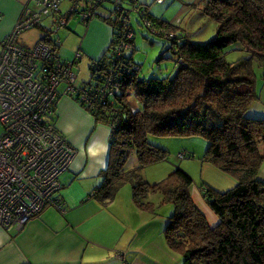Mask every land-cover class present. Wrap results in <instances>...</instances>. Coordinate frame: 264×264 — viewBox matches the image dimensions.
I'll return each mask as SVG.
<instances>
[{
  "label": "trees",
  "instance_id": "1",
  "mask_svg": "<svg viewBox=\"0 0 264 264\" xmlns=\"http://www.w3.org/2000/svg\"><path fill=\"white\" fill-rule=\"evenodd\" d=\"M93 1H76L69 8L68 21L73 15L85 24L93 17L102 18L113 27V35L107 49L92 61L91 78L82 82L95 84L103 73H114L120 91L109 104L121 111L110 133V164L92 195L101 204H109L119 189L130 183L133 198L143 210L156 215L161 203H172L163 233L167 245L181 255L182 264H264V180L259 177L264 162V118L249 114L251 104L260 96L258 66H262L264 80V0H206L204 12L218 23L216 36L201 43L181 30L183 41L170 40L168 46L175 56V71L149 77H138L140 65L128 52L134 39V34L127 36L125 30L123 13L128 8L118 10L114 3L109 8L106 2L111 0ZM129 2L123 0V5ZM143 5H138L144 12L142 18L148 19L153 28H180L153 16ZM86 11H93L92 17L83 16ZM45 20L52 22L50 17ZM68 21L56 32L45 28L47 24L40 26L43 33L39 39L55 53H61L55 37L63 41ZM122 41L128 47L121 51ZM233 43L244 53L229 60L227 47ZM116 51H121L118 59L113 56ZM128 91L138 97L139 106L126 97ZM89 111L108 125L115 114L111 111L103 115L94 108ZM195 134L208 139L202 159L237 179L225 191L203 185L204 195L219 217L214 225L194 201L190 191L193 176L185 168L176 165L154 182L141 173L142 167L169 154L168 149L151 140V135ZM180 152H184L181 158L193 155L183 150L178 156ZM132 153L138 163L129 165ZM62 188L56 197L60 198ZM155 193L157 200L152 198Z\"/></svg>",
  "mask_w": 264,
  "mask_h": 264
},
{
  "label": "built area",
  "instance_id": "2",
  "mask_svg": "<svg viewBox=\"0 0 264 264\" xmlns=\"http://www.w3.org/2000/svg\"><path fill=\"white\" fill-rule=\"evenodd\" d=\"M63 1L27 3L11 31L0 40V226L6 229L21 228L49 205L63 208L55 193L62 187L61 174L70 167L77 150L55 125L53 112L60 94L76 96L88 110L94 108L103 115L114 111L111 129L121 111L109 104L120 91L114 73H103L95 84L79 82L73 68L80 57L78 52L75 59L69 60L39 38L33 44L22 40V32L43 27L46 17L52 18L49 25H44L48 30L63 28L69 8L78 0H69L66 11L61 7ZM129 1L143 16L137 0ZM113 2L118 10L125 8L123 0ZM130 10L123 13L127 36L134 34ZM93 13L86 11L83 16L92 17ZM143 20L148 27L151 25L148 19ZM150 29L169 40L183 41L179 28L167 31L151 25ZM55 39L61 47L63 41ZM126 47V41L119 45L121 51ZM116 52L113 56L118 59L120 52ZM179 156L183 157L184 152Z\"/></svg>",
  "mask_w": 264,
  "mask_h": 264
},
{
  "label": "crops",
  "instance_id": "3",
  "mask_svg": "<svg viewBox=\"0 0 264 264\" xmlns=\"http://www.w3.org/2000/svg\"><path fill=\"white\" fill-rule=\"evenodd\" d=\"M32 1L0 0V40L11 31L23 6ZM27 33L21 35L24 42L33 44L39 38L30 42L28 36L35 35ZM112 35L113 27L96 19L89 27L83 48L97 59L109 46ZM88 38L92 39L87 44ZM60 52L65 59L71 56L63 45ZM256 69L260 96L251 104L249 114L264 118L263 70L262 66ZM53 116L57 129L77 150L70 167L61 174L63 188L58 195L63 208L49 205L17 230L0 226V264H157L152 259L154 250L141 243L146 235L138 228L118 224L119 215L112 221L110 213L114 210L92 195L103 182V171L110 164L111 128L108 123L97 120L78 100L64 93L55 102ZM201 161L203 181L200 189L203 185H211L225 191L237 183L235 177ZM259 177L264 180V162ZM191 186V195L200 209L198 202L204 204L201 210L210 224L218 223L219 217L208 200L203 201V194L196 195ZM146 251L148 255L140 254Z\"/></svg>",
  "mask_w": 264,
  "mask_h": 264
},
{
  "label": "rangeland",
  "instance_id": "4",
  "mask_svg": "<svg viewBox=\"0 0 264 264\" xmlns=\"http://www.w3.org/2000/svg\"><path fill=\"white\" fill-rule=\"evenodd\" d=\"M205 1L206 0H164L158 2L157 0H137V3H144L143 6H147L150 14L153 16L169 21L172 24L179 25V29L182 30L185 36L189 39L204 43L216 36L218 24L212 16L204 12ZM68 2L69 0H64L62 2L61 7L63 11H66L69 8ZM113 3L112 0L107 1L106 5L109 8H112ZM125 7L131 9L129 11V20L134 30V39L133 45L128 52L132 53L134 62L140 65L138 77L167 75L173 73L176 69V60L172 50L168 47L171 41L165 36L157 34L151 30L150 27L145 25L142 16L136 8H133L131 2L126 4ZM96 19L103 23H107L102 18L93 17L90 19L89 24H85L81 21L80 17L73 15L68 21V29H65L64 31L63 47L64 49L69 50L71 55L68 59H75L77 52L80 54V57L76 58L77 62L73 65V68L78 75L79 82L89 80L93 72L91 63L95 58H92L88 50H84L83 41L90 25ZM49 23L50 20H45L43 22V24L47 25ZM27 32L35 35L28 36L31 39L30 42H33L42 35L43 30L41 27H34ZM27 32L24 31L21 35H27ZM90 39H87V44ZM236 48L237 44L234 43L227 47V58L229 60H235L244 53L243 50ZM125 95L130 102L138 106L140 105L139 99L133 91H128ZM150 137L157 145L168 149L169 154L165 159H161L142 167L141 173L144 178L151 182L159 181L167 176L176 165H180L191 173L194 178L191 186L192 191L200 196H202V193V200L204 201L206 197L203 193V187L200 189L199 186H201L203 181V179H201V159L207 148L208 139L202 134L191 136L151 135ZM183 150L196 152H193L192 156L188 154L185 158H181L178 156V152ZM128 163L129 165L138 163L135 153L130 155ZM152 198L157 200L156 193L152 195ZM198 204L201 209L204 210V204L200 201ZM109 206L110 209H113L115 212L110 213L112 221L119 215L121 218L118 219V224L138 228L146 235L147 238L141 240V243H146L147 247L149 246L154 250L152 253V259L155 260L157 264H182L181 255L173 251L167 245L163 233L165 219L173 210L172 203H161L158 206V213L154 215L149 210H143L138 206L133 198L131 184L126 183L119 189L116 198L109 203ZM110 222L111 221H107V223ZM140 254L148 255V252H141ZM138 257L140 258V255H138Z\"/></svg>",
  "mask_w": 264,
  "mask_h": 264
}]
</instances>
